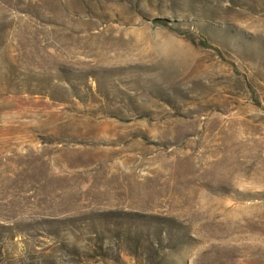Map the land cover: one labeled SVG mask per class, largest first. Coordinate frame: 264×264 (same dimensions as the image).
Listing matches in <instances>:
<instances>
[{"label":"rangeland","instance_id":"obj_1","mask_svg":"<svg viewBox=\"0 0 264 264\" xmlns=\"http://www.w3.org/2000/svg\"><path fill=\"white\" fill-rule=\"evenodd\" d=\"M1 251L264 264V0H0Z\"/></svg>","mask_w":264,"mask_h":264},{"label":"trees","instance_id":"obj_2","mask_svg":"<svg viewBox=\"0 0 264 264\" xmlns=\"http://www.w3.org/2000/svg\"><path fill=\"white\" fill-rule=\"evenodd\" d=\"M114 216H119L118 214H113ZM54 220L51 221H44V227H49V225L53 224ZM48 233V232H47ZM55 232L51 231L49 232L50 237H56ZM13 240V238H12ZM0 264H41L37 263V257L36 256H29L26 260H24V257L17 258L14 256V254L7 253L6 256H4V253L0 252Z\"/></svg>","mask_w":264,"mask_h":264}]
</instances>
